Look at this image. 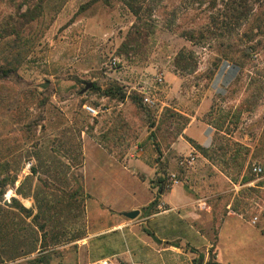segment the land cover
Masks as SVG:
<instances>
[{
	"label": "rangeland",
	"instance_id": "rangeland-1",
	"mask_svg": "<svg viewBox=\"0 0 264 264\" xmlns=\"http://www.w3.org/2000/svg\"><path fill=\"white\" fill-rule=\"evenodd\" d=\"M155 2L151 18V23L157 26L155 33L151 34L148 44L135 47L136 51L128 56L119 54V49L135 17L122 1H115L112 7L95 0H4L1 3L0 22L16 15L21 4L24 6L22 12L36 4H40L43 11L29 23L26 39L19 46L15 47L8 39L0 37V67H8L0 69V169L5 167L1 178L17 174L19 177L15 185L6 186L3 201H0V253L4 257H0L1 264L16 254L30 257L27 255L34 242L32 222L11 207L13 198H18L28 209L35 204L31 201L30 205L26 197L28 193H34L41 212L48 204L43 194H49L47 200L51 208L58 210L55 203H65L61 190H83L80 181L90 180V173L80 166L83 132L91 137L96 135V130L105 131L104 135L98 136L102 137L99 142L102 150L113 153L109 145H123L124 155L135 161L141 157L129 155L136 149L143 153L148 148V152L154 155L151 161L158 172V177L152 180L159 177L169 180L174 161L180 155L168 154L167 146L182 132L184 121L165 117L166 110H161V101L177 105L180 98H197L193 102L200 103L203 95L209 93L212 108L203 119L214 128L219 122L227 134H232L227 137L216 131L213 134L216 148H234L238 144L245 153L248 149L250 152L246 145L257 144L247 170H251L255 180H264V135L250 136L253 127H264V25L252 34H249V26H244L238 30L239 37L227 42L210 26L216 9H209V4L188 7L186 0ZM224 2L226 0H218L221 11ZM82 7L86 8L81 12ZM173 11H176V24L172 28L165 27L174 16ZM187 28H204L206 46L195 45L182 37L181 32ZM245 33L254 36L253 39L246 37ZM248 48L253 52L250 56L244 53ZM183 50L194 54L196 73H185L174 65L175 58ZM115 56H119L122 62L111 68L110 60ZM164 71H171L182 80L179 96L174 93L166 98L167 83L157 84L156 76ZM116 74L126 82L117 81ZM114 81L125 87L134 104L121 106L119 101L91 91L94 84L104 91ZM89 83L93 84L92 87L83 93ZM44 85H48L47 88ZM258 85L262 92L255 94ZM145 89L155 95L158 107L149 108L136 103ZM253 95L257 97L256 102ZM85 105L96 108L99 114H88ZM238 113L239 119L236 118ZM108 128L109 132L118 131V134L126 131L128 138H114V133L106 132ZM155 132H158L161 143V159L154 142H150ZM107 134L111 136L107 137ZM115 155L120 158L122 152ZM245 159L248 162L247 157ZM255 165L263 168L262 174L253 172ZM127 167L132 170L131 166ZM33 168L35 173H32ZM106 174L105 170L99 171V176ZM26 176L31 179L25 180ZM45 180L51 185L46 186ZM139 180H143L140 175ZM260 183L264 184V181ZM19 187L22 195L18 194ZM259 193L261 203L264 191ZM48 213L52 219L59 215L57 211L49 210ZM43 220L45 217L42 216L40 222ZM14 230L25 237L19 240L23 244L17 243ZM12 237L15 240L10 242ZM28 262L25 260L22 264Z\"/></svg>",
	"mask_w": 264,
	"mask_h": 264
},
{
	"label": "crops",
	"instance_id": "crops-1",
	"mask_svg": "<svg viewBox=\"0 0 264 264\" xmlns=\"http://www.w3.org/2000/svg\"><path fill=\"white\" fill-rule=\"evenodd\" d=\"M163 75L166 98L174 93L179 96L182 80L171 71H164ZM114 77L126 82L117 74ZM129 94L119 102L121 106L134 104ZM208 95H203L200 103L193 102L197 98H180L177 105L161 101V110L171 109L189 119L168 148V154L180 155L172 172L180 174L181 185L171 186L167 180V189L159 194L156 180H152L158 175L151 161L154 155L148 148L140 151L136 156L141 158L135 161L124 155L123 145H109L113 153L102 150L99 145L102 137L98 136L105 131L96 130L97 136L91 137L83 132L80 166L90 173V180L80 181L83 193L73 205L67 206L66 201L55 203L58 210L51 208L49 194L44 193L48 204L41 212L34 193H28L30 205L31 201L35 204L28 206L32 207L28 208L33 214L28 219L34 234L27 255L30 257L16 254L4 259V264H22L25 260L29 261L27 264H35L37 257L45 256L49 264H92L105 259L116 264H207L211 254L218 264H264V200L260 203L259 193L264 191V184L260 183L264 180H243L258 146L246 145L250 152L248 149L245 153L238 144L234 148H216L213 139L216 131L227 137L232 134H227L226 128L215 129L203 119L212 108ZM109 130L106 132L114 133V138H128L126 131L118 134ZM263 135L264 127H253L250 133L252 138ZM187 138L212 150V156L201 154ZM192 150L198 153L197 164L188 171L181 170L177 160ZM116 152H122L120 158ZM102 170L107 173L103 177L99 176ZM139 175L143 180H139ZM155 200L154 211L149 213L147 208ZM49 210L57 211L58 217L50 218ZM131 211L140 214L135 219L124 215ZM38 213L45 217L46 223L47 237L43 241L46 248L42 252L43 238L32 220ZM255 217L258 223L253 225ZM13 232L17 243L23 244L19 240L25 237ZM14 240L12 237L10 242ZM1 242L2 239L0 245ZM0 257L4 258L1 253Z\"/></svg>",
	"mask_w": 264,
	"mask_h": 264
},
{
	"label": "trees",
	"instance_id": "trees-1",
	"mask_svg": "<svg viewBox=\"0 0 264 264\" xmlns=\"http://www.w3.org/2000/svg\"><path fill=\"white\" fill-rule=\"evenodd\" d=\"M4 0H0V8L1 3ZM97 2H102L105 6L112 7L113 3L117 0H95ZM122 1L123 4L131 11V13L135 17V22L131 28V30L128 32L126 40L122 44L121 48L119 49V54L127 55L130 54V52H135L136 48L139 46H143V44H148V41L150 40L151 34L155 33V30L157 26H154V24L151 23L152 18V12L155 9L156 0H119ZM187 6L193 7L196 4H200L201 6H204L206 4H209V9L212 11L216 9V13H213L212 15V21L210 26L213 27V29L216 30L217 35L221 38L226 39L228 42H232L235 40V37H239L238 30L242 29L244 26L248 27L250 29L249 34H252L255 29L261 30V27L264 25V2L260 3L259 0H226L224 2L223 7L224 9L221 11L218 9V0H186ZM22 7H24L22 4L18 5V13L16 15H12L10 17H7L6 20H3L0 22V31L3 33L0 35L2 39H8V41L12 42L15 47L19 46L21 43H23L26 39V30L29 23L33 22L35 18L42 15V6L40 4H36L33 6H29L28 9L25 12H22ZM86 7H82L81 12ZM173 17L171 20H168L167 23H165V27L172 28L176 24V11H173ZM20 17V20L18 19ZM237 31V32H236ZM236 33V34H235ZM248 33H245L246 37H250L252 40L253 37H251ZM182 37L189 40L191 43L195 45H201L203 47L207 44V33L204 28H201L197 30L196 28H187L183 32H181ZM8 45V44H7ZM6 45V46H7ZM249 50H245V55L250 56L252 54V49L248 48ZM174 65L180 70L185 73L194 74L197 72V65L194 62V54L190 53L188 50L181 51L177 57L175 58ZM2 70L8 69L6 65H3L0 67ZM91 91L99 92L101 93V96L104 98H107L109 100H116L119 102H122L127 97V92L124 86L119 84L118 82L114 81L112 83H109L106 87V89L103 91L99 86L96 84L93 85ZM262 92V88L260 85L256 87L255 94H260ZM252 99L254 102H256L257 97L256 95L252 96ZM141 101V102H140ZM140 101L136 102L142 103V98L140 96ZM169 111V113H168ZM241 111V109H240ZM239 111V112H240ZM172 117V118H180L184 121L183 129L187 126L189 119L185 116L172 111L171 109H167L165 112V117ZM240 115L238 113V116L236 118L239 119ZM238 121V120H237ZM216 129H222L223 126L219 123H215ZM182 129V131H183ZM182 132L178 133L177 136H179ZM151 139L154 141V146L156 148V151L158 152L159 159L162 157V150H161V143L158 138V132H155L152 134ZM188 141L203 155L211 157L213 153H211L212 150H207L203 148L202 146L198 145L195 141L187 138ZM168 148L170 146H167ZM5 167L3 169H0V201H3L4 194H5V188L8 184L15 185L18 181L19 177L18 174L13 177H3V172ZM36 169H32V173H35ZM30 176H26L25 180H30ZM243 180H255V175L251 172V170H247L246 176L243 178ZM46 186H50L51 183L47 180L44 181ZM156 185L159 187V194L161 193V190L167 189V180L164 177H159L155 181ZM61 190V189H59ZM62 194L65 196L64 200L66 201V205L70 206L73 205L74 201L83 193V190L81 188H78L76 191L72 192H66L65 190H61ZM18 194L22 195L20 187L18 188ZM23 196H25L23 194ZM157 204V201L155 200L152 202V204L149 205L147 208L149 210V213L154 211V206ZM11 207L17 209L19 212H21L23 215L27 217H32V212L28 209H26L22 204L16 199L13 198ZM42 216L38 213L33 217V222L38 227L39 231L42 235V249H45L46 245L43 243L45 238L47 237L45 233L46 224L40 222V218ZM66 236L69 235L68 232H66ZM48 259V256L45 257H37L34 260L35 264H49L46 260ZM1 264V263H0ZM207 264H218L215 262L212 254L209 262Z\"/></svg>",
	"mask_w": 264,
	"mask_h": 264
},
{
	"label": "built area",
	"instance_id": "built-area-1",
	"mask_svg": "<svg viewBox=\"0 0 264 264\" xmlns=\"http://www.w3.org/2000/svg\"><path fill=\"white\" fill-rule=\"evenodd\" d=\"M122 62V59L119 56H115L112 60H110V66L111 68H116L120 65V63ZM227 67H230V65L228 64ZM156 82L158 85H163L165 84V77L162 73H160L159 75L156 76ZM142 95V103L149 107V108H156L158 107V100L155 98V95H153L152 91L149 89H145L141 92ZM85 111L92 115V116H97L99 114L98 110L92 106L89 105H85L84 106ZM140 150L136 149L134 150V152H132V154H130V157H134L135 155L139 154ZM197 151L196 150H192L190 153L186 154V155H182L178 160H177V165L181 170H185L188 171L191 168H193L196 164L197 161ZM253 172L256 175H260L263 172V168L261 166L255 165L252 168ZM168 181L170 183L171 186H178L181 185L182 179L181 176L178 172H171L168 175ZM253 225H256L258 223V218L255 217L252 222ZM92 264H116L114 262H112L111 260H100L97 262H94Z\"/></svg>",
	"mask_w": 264,
	"mask_h": 264
},
{
	"label": "water",
	"instance_id": "water-1",
	"mask_svg": "<svg viewBox=\"0 0 264 264\" xmlns=\"http://www.w3.org/2000/svg\"><path fill=\"white\" fill-rule=\"evenodd\" d=\"M92 83H89L87 85V87L84 89L83 93H85L86 91H88L91 87H92ZM48 85H44L43 87L44 88H47ZM140 212L139 211H131V212H128V213H125L124 215L130 219H135L139 216Z\"/></svg>",
	"mask_w": 264,
	"mask_h": 264
}]
</instances>
